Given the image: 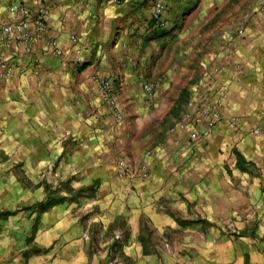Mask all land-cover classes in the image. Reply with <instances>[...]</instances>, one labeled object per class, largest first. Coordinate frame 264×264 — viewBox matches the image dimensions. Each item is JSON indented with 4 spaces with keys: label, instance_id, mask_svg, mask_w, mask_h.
Segmentation results:
<instances>
[{
    "label": "crops",
    "instance_id": "crops-1",
    "mask_svg": "<svg viewBox=\"0 0 264 264\" xmlns=\"http://www.w3.org/2000/svg\"><path fill=\"white\" fill-rule=\"evenodd\" d=\"M42 1L62 54L36 39L33 53L8 57L0 149L28 170L59 158L58 170L92 184L90 220L135 264H264V0ZM14 2L35 0H0V27ZM100 77L114 82L121 120ZM187 101L221 116L196 139L203 124L172 129ZM118 159L134 177L118 175ZM142 220L161 239L149 252Z\"/></svg>",
    "mask_w": 264,
    "mask_h": 264
},
{
    "label": "rangeland",
    "instance_id": "rangeland-1",
    "mask_svg": "<svg viewBox=\"0 0 264 264\" xmlns=\"http://www.w3.org/2000/svg\"><path fill=\"white\" fill-rule=\"evenodd\" d=\"M13 158L0 149V264H135L124 256L120 242L110 234L101 236L97 222L90 220L96 211L92 184L75 172L58 170L59 158L44 170H28ZM89 222L82 232L81 225ZM141 226L144 251L161 245L146 220ZM234 233L228 235L237 240ZM163 252L169 250L158 253Z\"/></svg>",
    "mask_w": 264,
    "mask_h": 264
},
{
    "label": "built area",
    "instance_id": "built-area-1",
    "mask_svg": "<svg viewBox=\"0 0 264 264\" xmlns=\"http://www.w3.org/2000/svg\"><path fill=\"white\" fill-rule=\"evenodd\" d=\"M122 0H112L113 3H119ZM168 10L166 4L156 1L151 13L154 22L165 27V14ZM48 7L42 0H35L33 5L14 2L7 8V15L0 27V40L9 50L8 55L5 51H0V78L11 76L13 67L8 57L15 58L20 52L31 54L34 51V43L36 39L43 40L55 55H61L62 49L58 46L55 38L48 37L47 31ZM239 34L242 30L238 31ZM71 40L76 41V36L71 35ZM98 88L101 93L102 100L107 104L110 113L116 120L122 119V112L116 100V87L111 78L100 77L98 80ZM152 84L144 83L143 90L147 93L153 91ZM221 120L219 109L210 104L200 105L193 101H187L184 104V111L181 118L172 128L185 129L187 125H204L205 127L199 132H192L191 139L207 134L208 130L218 121ZM230 126H236V121L229 122ZM251 132L258 133V128L251 129ZM118 175L122 177H134L136 172L127 163L126 160L120 159L117 163Z\"/></svg>",
    "mask_w": 264,
    "mask_h": 264
},
{
    "label": "trees",
    "instance_id": "trees-1",
    "mask_svg": "<svg viewBox=\"0 0 264 264\" xmlns=\"http://www.w3.org/2000/svg\"><path fill=\"white\" fill-rule=\"evenodd\" d=\"M235 236L239 237V236H242L243 234L242 233H234Z\"/></svg>",
    "mask_w": 264,
    "mask_h": 264
}]
</instances>
